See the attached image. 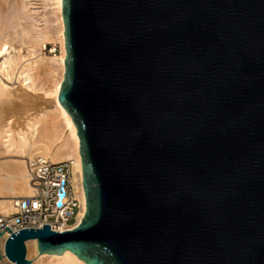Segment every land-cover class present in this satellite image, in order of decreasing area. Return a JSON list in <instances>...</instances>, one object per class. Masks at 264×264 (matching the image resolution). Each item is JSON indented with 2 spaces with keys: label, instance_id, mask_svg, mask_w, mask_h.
I'll use <instances>...</instances> for the list:
<instances>
[{
  "label": "water",
  "instance_id": "water-1",
  "mask_svg": "<svg viewBox=\"0 0 264 264\" xmlns=\"http://www.w3.org/2000/svg\"><path fill=\"white\" fill-rule=\"evenodd\" d=\"M63 15L87 212L63 233L7 227L6 257L31 264L35 239L87 264H264V0H63Z\"/></svg>",
  "mask_w": 264,
  "mask_h": 264
},
{
  "label": "bare ground",
  "instance_id": "bare-ground-1",
  "mask_svg": "<svg viewBox=\"0 0 264 264\" xmlns=\"http://www.w3.org/2000/svg\"><path fill=\"white\" fill-rule=\"evenodd\" d=\"M16 2L0 5L3 11L0 12V95L10 100L15 108H18L19 101L23 102L20 108L25 111L33 106V101L26 97L35 96L51 105L41 109L38 107L36 116L22 120L23 123L13 118L3 122L0 158H15L21 163H12L13 169H8L5 163L7 170L3 168L5 166H0V211L10 216L16 212L19 198L35 195L26 159L52 163L72 161L75 198L80 203L77 221L71 227L74 230L85 218L87 203L81 140L72 116L59 100L67 56L63 0ZM57 44L61 45L60 55L44 54L48 45ZM53 52L54 48L51 50ZM9 236V232H4L0 237V264H13L1 254ZM25 244L31 264H87L70 250L62 255L40 254L37 240H29ZM31 253L35 254L34 258Z\"/></svg>",
  "mask_w": 264,
  "mask_h": 264
},
{
  "label": "built area",
  "instance_id": "built-area-1",
  "mask_svg": "<svg viewBox=\"0 0 264 264\" xmlns=\"http://www.w3.org/2000/svg\"><path fill=\"white\" fill-rule=\"evenodd\" d=\"M73 167L72 161L29 160L30 184L36 193L19 198L16 212L10 216L0 213V232H6L7 227L17 233L25 229H43L44 225L58 233L71 231L80 212V203L75 198ZM1 254L6 257L5 248Z\"/></svg>",
  "mask_w": 264,
  "mask_h": 264
},
{
  "label": "rangeland",
  "instance_id": "rangeland-1",
  "mask_svg": "<svg viewBox=\"0 0 264 264\" xmlns=\"http://www.w3.org/2000/svg\"><path fill=\"white\" fill-rule=\"evenodd\" d=\"M11 1L12 2H14V1L16 2L17 1L19 3L21 0H0V5L1 6H7L10 3H12ZM8 2H9V4H7ZM0 12L2 13L3 11L1 10ZM15 46H18V44H16ZM52 48H54V52L53 53H51ZM61 51L62 50H61V45L60 44H57L55 46L48 45V48L46 50H44V54L46 56L60 55L61 54ZM28 98L31 101H33L32 102V105L33 106L32 107H28L30 109H28V110L25 111V110H23V108H20V105H22L23 102L19 101L18 102V105H19L18 108H15V107H12L11 106V103L12 102L10 100L8 101V99L5 96H1L0 95V130L4 126L3 122L5 120H7L8 118H13L16 121H20L21 123H23L22 120L25 121L28 118L31 119V118H33V117L36 116L35 114L37 113L36 111H38V107L41 109L42 107H47L46 105H49V104H46L45 101H43L41 98H38V97H35V96L33 98L26 97V99H28ZM26 161H29V158L26 159ZM17 162L21 163L20 161H17L15 158H0V166H2V167L5 166L3 168H5L6 170H7V167H9L8 169H10V167H11V169H13L12 166H14V165L12 163L17 164ZM5 163H7L8 166ZM9 163L11 165H9ZM0 213H1V211H0ZM27 254H28V250H27ZM31 255H32L31 256L32 258L35 257V254L34 253H31ZM27 260L31 261L28 258H27Z\"/></svg>",
  "mask_w": 264,
  "mask_h": 264
}]
</instances>
